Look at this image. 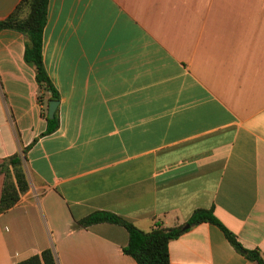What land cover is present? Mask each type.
I'll return each instance as SVG.
<instances>
[{
  "label": "crops",
  "instance_id": "crops-1",
  "mask_svg": "<svg viewBox=\"0 0 264 264\" xmlns=\"http://www.w3.org/2000/svg\"><path fill=\"white\" fill-rule=\"evenodd\" d=\"M41 51L58 93L44 134L23 34L0 30V161L26 146L28 180L0 211V264L45 247L57 264H137L124 226L77 223L97 209L148 230L213 207L264 256V0H48ZM168 252L256 264L209 221Z\"/></svg>",
  "mask_w": 264,
  "mask_h": 264
},
{
  "label": "trees",
  "instance_id": "trees-1",
  "mask_svg": "<svg viewBox=\"0 0 264 264\" xmlns=\"http://www.w3.org/2000/svg\"><path fill=\"white\" fill-rule=\"evenodd\" d=\"M48 0H20L14 9L4 18H0V30L13 28L20 31L24 37V60L35 68V79L38 84L37 100L44 104L43 113L47 120L46 129L49 133L58 126V115L54 111L52 117L47 115V100L58 99L49 75L45 69L42 58V32L46 22ZM46 95V97H45ZM26 146L14 151L0 161V173L3 183L0 192V211L11 207L28 188L23 160ZM110 222L125 227L128 233L127 241L122 246L125 253L131 255L137 264H169L168 242L179 236L183 224L171 226L156 225L148 230L138 227L135 223L109 210H93L78 219L79 225L87 226L96 222ZM209 221L218 225L231 244L256 264H264V256L257 247H244L237 239L235 233L223 224L214 213L213 207L195 208L186 219L188 226ZM12 264H57L56 257L51 247L43 248L39 253L14 262Z\"/></svg>",
  "mask_w": 264,
  "mask_h": 264
},
{
  "label": "water",
  "instance_id": "water-1",
  "mask_svg": "<svg viewBox=\"0 0 264 264\" xmlns=\"http://www.w3.org/2000/svg\"><path fill=\"white\" fill-rule=\"evenodd\" d=\"M57 103H58V99H55V98L49 99L48 104H47V115H48V117H52L54 115V111H55V108L57 106ZM187 226H188L187 223L183 224L184 228Z\"/></svg>",
  "mask_w": 264,
  "mask_h": 264
}]
</instances>
